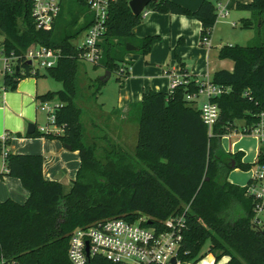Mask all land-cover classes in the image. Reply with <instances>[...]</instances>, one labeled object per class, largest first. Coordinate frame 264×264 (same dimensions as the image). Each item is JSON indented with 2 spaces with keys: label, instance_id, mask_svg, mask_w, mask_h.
<instances>
[{
  "label": "trees",
  "instance_id": "obj_1",
  "mask_svg": "<svg viewBox=\"0 0 264 264\" xmlns=\"http://www.w3.org/2000/svg\"><path fill=\"white\" fill-rule=\"evenodd\" d=\"M129 1L111 3L100 44L101 58L94 63L116 73L120 81L131 63L125 59L131 51L127 44L147 54L155 39L134 37L132 30L143 16L132 12ZM220 1L203 0L197 9L190 10L174 0H157L147 9L197 18L203 38L212 33ZM236 8L253 14L241 19L242 28L264 29V0L238 1ZM31 11V0H0V47L17 54L36 43L59 49L57 64L38 69L35 76L52 77L63 87L38 96L41 101H60L55 125L61 131L36 129L28 137L61 140L79 152L81 164L70 192L64 195L59 181L44 177L42 154L8 152L6 171L0 177H18L29 196L23 203L11 198L0 201V264H73L68 246L78 226L109 217L136 221L143 216L159 225L184 211V260L198 262L209 241L206 254L214 257L215 264H264V229L252 223L253 199L245 186L229 180L233 169L248 170L254 164L244 162L241 151L233 153L222 146V137L238 129V120L254 124L264 110V42L225 44L219 49V57L232 59L235 66L232 71L218 70L211 78L213 83L230 88L213 98L220 116L211 134L199 107L186 97L199 90L196 79L189 77L188 83L172 91L144 94L137 106L138 134L131 151L109 138L107 120L119 117V110L114 109L111 117L102 118L104 113L93 116L97 111L83 95L87 86H93L92 79L88 82L81 71L83 58L77 40L90 25L88 9L79 0H69L50 28H37ZM22 64L26 74H4L5 89H15L21 78L32 75L31 66L25 61ZM97 80L92 92L95 98L102 93L104 83ZM95 119L103 120L105 126L101 122L100 128ZM89 122L92 127L97 125L100 133L91 134ZM9 142L10 137L6 144ZM1 147L0 142V153ZM262 151L258 161L263 160ZM89 264L117 263L94 256Z\"/></svg>",
  "mask_w": 264,
  "mask_h": 264
},
{
  "label": "crops",
  "instance_id": "obj_2",
  "mask_svg": "<svg viewBox=\"0 0 264 264\" xmlns=\"http://www.w3.org/2000/svg\"><path fill=\"white\" fill-rule=\"evenodd\" d=\"M174 1L190 10H195L203 0ZM223 1L218 2L228 12L223 18L232 16V20L224 22L226 25L230 23L232 27H236L237 20L241 21L242 18L253 15L251 11L236 8L238 1L248 3L251 0H227L225 5ZM245 11L248 12V16ZM218 18L208 41L202 43V23L197 18L148 9V14L143 17L140 24L133 28L132 32L135 38L154 36L155 39L147 54H142L137 49L125 54V59L131 62L129 72L123 81L118 80L115 73L118 90L110 111L118 109L122 119H128L132 112L136 115L137 106L145 93L170 91L173 78L183 75L184 72L190 78L200 80L211 79L213 74L221 69L232 71L235 66L234 61L220 58L219 49L225 44L234 43L225 39V33H220ZM1 49L2 47H0V52ZM2 73H0V140L4 134H9L10 142L6 144L8 152L42 154L44 156V177L48 180L59 181L63 186V194H68L81 164L79 152L69 150L59 139L28 137L27 132L30 123H35L36 129L39 130L46 125L40 127L37 125L38 113L41 112L38 108L40 101L38 96L62 88L54 89L52 86L54 78L52 77L31 75L21 78L15 89H5L4 73ZM41 79H47L49 83L42 82ZM194 105L200 106L196 103ZM136 128L138 130L137 124ZM259 148L260 143L256 139L255 146L250 147L249 153L239 150L242 152V160L254 164L250 160L256 161ZM1 164L0 174L6 171L3 158ZM229 180L241 186L245 185V182L237 181V183L234 177ZM28 196L29 191L18 177L8 175L0 177V201L11 198L23 203ZM212 258L215 261L214 257Z\"/></svg>",
  "mask_w": 264,
  "mask_h": 264
},
{
  "label": "built area",
  "instance_id": "obj_3",
  "mask_svg": "<svg viewBox=\"0 0 264 264\" xmlns=\"http://www.w3.org/2000/svg\"><path fill=\"white\" fill-rule=\"evenodd\" d=\"M114 1L116 0H79V4L88 9L87 16L90 25L82 32L84 38L78 41V47L81 50V57L93 64L99 62L101 58L100 44L106 33L108 10ZM68 2L69 0H31V13L36 27H52ZM217 13L220 17L228 14L220 3L217 6ZM141 14L145 17L148 9H144ZM207 41L208 37L202 38V43ZM60 56L59 49L39 43L31 45L22 54H17L15 51L8 53L2 48L0 52L2 72L14 74L16 67L19 66L18 72L26 74V68L22 64L25 61L31 66V74L35 75L38 69L45 70L55 66ZM188 78L187 74L175 76L170 91L181 84L188 83ZM196 82L199 90L188 93L186 97L188 100L197 102L200 95H205L206 100L199 106V109L211 134L220 116V108L213 98L228 92L230 88L213 83L210 78L196 80ZM59 106V100L39 101V110L47 115L46 125L42 130L61 131L55 125ZM52 127L58 129L53 130ZM240 131L242 134H251L258 138L259 156L261 149L264 150V110L258 114V119L254 124L243 122ZM8 138L9 134H4L0 140L2 144L0 154L4 162L8 154L6 150ZM258 156L254 162L253 175L244 186L246 194L253 199L252 223L255 228L262 230L264 229V151H262V161H258ZM149 219L143 216L136 221H130L123 217H109L86 226H78L70 235L68 257L73 264H89L90 258L94 256H103L117 264H193L192 261H186L181 256L186 228L185 211L168 217L159 225H154L149 222ZM146 221L148 224L144 223ZM214 263L215 261L212 264Z\"/></svg>",
  "mask_w": 264,
  "mask_h": 264
},
{
  "label": "rangeland",
  "instance_id": "obj_4",
  "mask_svg": "<svg viewBox=\"0 0 264 264\" xmlns=\"http://www.w3.org/2000/svg\"><path fill=\"white\" fill-rule=\"evenodd\" d=\"M226 1L227 0L223 1V5H225L224 3ZM216 6H218V3L216 4ZM245 14L248 16V12L245 11ZM218 17H219L218 19L220 20V24H219V29L221 30L220 33H225L226 35L225 39L226 40L228 39L227 41H232L234 44H240V45L260 44L264 42V29L261 32H258L256 28L244 29L241 27L240 20L236 21L237 23L236 27H232L230 23H228L227 25L224 23L226 20L227 21L232 20V16H228L227 18H223L220 16ZM83 18H85L84 14L81 15V20H83ZM83 38H84V33L80 34L77 40L82 41ZM1 39H2V35L0 34V41ZM35 64L37 65V63ZM80 65H81V71L83 74L85 72L84 75L85 78L88 80V82L89 80L91 81L92 79L91 83L93 84V86L91 87L87 86V89L83 91L84 92L83 95L87 98L88 105L94 108L93 110L97 111V113H94L93 116L95 114L100 115L101 113L102 114L104 113V115H102V118H106V116L111 117L112 111H110V109H112L113 107V102L116 99L117 90H118V85H117L118 81L116 79L115 73H112L111 78H109L108 81L103 83L102 93L98 94V97L95 98L94 95H92V92H94L95 88L98 85L97 79H100V77L103 76L107 70L101 66L95 67L92 62H88L84 59L80 61ZM1 70H2V61L0 60V73L2 72ZM41 80L42 82L49 83L47 79H41ZM52 86L54 87V89L56 88L59 89L62 88V83L53 79ZM52 100L58 101L57 98H53ZM205 100H206L205 95H200L199 98L197 99V102L195 103L197 104V106H199ZM95 120H96L95 124L99 125V127L102 128L101 122H103V120H99V119H95ZM46 121H47L46 113L43 111L39 112L37 117L38 127L44 126L46 124ZM107 121H108L107 125L109 131L108 132L109 138L113 142L120 143L126 149L133 151L135 149L137 134H138V130L136 128V124L138 126L137 115L133 114L132 112L130 114V117H128V119H122L120 116L119 117L112 116ZM236 123L238 125L239 131L233 130L225 134L222 137V146L226 151H230V148H232L231 150L232 152L243 150L246 153H249L250 147L255 146L256 139L258 138L251 134H242L240 129L243 125V122L238 120ZM97 125L92 127V125H90L89 122V126H90L89 129H92L91 134L97 132L100 133V130L98 129L99 127ZM103 126H105V123L103 124ZM52 129L57 130L58 128L52 127ZM99 143L102 142L99 141ZM1 162H2V157L0 154V166L2 165ZM250 162L254 163L255 161L250 160ZM254 168L255 167L252 166L248 170H243L240 168L233 169L229 174V179L231 177H234L236 182L240 181V182H245V184H247V182L253 175ZM208 246H209V241H207L204 244L203 249L201 251L203 257L195 264H201V261L203 259H209L213 257L211 254H206L208 250ZM224 260L225 259H222L219 263H221Z\"/></svg>",
  "mask_w": 264,
  "mask_h": 264
},
{
  "label": "water",
  "instance_id": "obj_5",
  "mask_svg": "<svg viewBox=\"0 0 264 264\" xmlns=\"http://www.w3.org/2000/svg\"><path fill=\"white\" fill-rule=\"evenodd\" d=\"M154 2H157V0H130L129 5H130L132 12L135 15H140L144 9L148 8ZM127 49L133 50V49H137V47L134 44L128 43ZM29 63H30V61H29ZM18 71H19V66L16 67V72H18ZM110 76H111V71L107 70L105 72V74L100 77V80H102L103 82H106V81H108ZM35 130H36V124L30 123L28 126V130H27L28 134L34 133ZM66 147L69 150L71 149L70 145H66ZM173 261H175V260H173Z\"/></svg>",
  "mask_w": 264,
  "mask_h": 264
},
{
  "label": "bare ground",
  "instance_id": "obj_6",
  "mask_svg": "<svg viewBox=\"0 0 264 264\" xmlns=\"http://www.w3.org/2000/svg\"><path fill=\"white\" fill-rule=\"evenodd\" d=\"M213 258H209V259H203L201 261V264H212L213 263ZM215 264V263H214Z\"/></svg>",
  "mask_w": 264,
  "mask_h": 264
}]
</instances>
